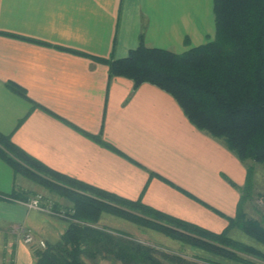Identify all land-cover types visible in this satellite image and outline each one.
<instances>
[{
    "label": "crops",
    "instance_id": "1",
    "mask_svg": "<svg viewBox=\"0 0 264 264\" xmlns=\"http://www.w3.org/2000/svg\"><path fill=\"white\" fill-rule=\"evenodd\" d=\"M215 32L214 0H0V133L56 171L221 232L238 214L248 165L170 93L111 77L91 57H125L141 37L180 53ZM39 193L56 211L69 205L0 157V264L35 263L23 229L45 242L65 230L27 206Z\"/></svg>",
    "mask_w": 264,
    "mask_h": 264
},
{
    "label": "trees",
    "instance_id": "2",
    "mask_svg": "<svg viewBox=\"0 0 264 264\" xmlns=\"http://www.w3.org/2000/svg\"><path fill=\"white\" fill-rule=\"evenodd\" d=\"M214 12V38L184 52L149 47L141 37L140 44L125 57H91L107 64L111 77H127L136 87L151 83L170 93L198 129L224 139L248 165L236 217L228 218L229 225L223 231H211L154 209L141 199H127L56 171L0 133V157L15 173L69 203L67 217H59L67 223L65 230L45 247L35 246L34 264H103L105 260L121 264H228L198 255L192 261L161 245L141 242L101 225L106 214L223 259L257 264L240 256L243 253L264 260L262 250L230 236L232 229L239 228L264 244V222L249 217L246 211L247 203L254 199V165L264 167V0H214ZM8 86L26 96L21 86Z\"/></svg>",
    "mask_w": 264,
    "mask_h": 264
},
{
    "label": "rangeland",
    "instance_id": "3",
    "mask_svg": "<svg viewBox=\"0 0 264 264\" xmlns=\"http://www.w3.org/2000/svg\"><path fill=\"white\" fill-rule=\"evenodd\" d=\"M254 166L256 170L255 177H253V181L255 182V183L253 182L254 183V188H253L254 199L250 200L247 203L246 211L249 217L255 218L259 221L264 222V167L260 164H255ZM63 209L66 210L65 208ZM100 224L103 226H107L108 228H111V229L125 232L129 234L130 236L141 240V242L161 245V247L166 248L170 250L171 252L182 253L185 256H187L189 260H192V261H195L193 257L198 255L199 257H208V258L222 261L228 264H243L240 262L238 263L235 261L223 259L221 257L206 253L198 248H194L188 244H184L183 242L172 239L161 232L147 228L143 225L137 224L135 222H132L120 216H115L113 214H106ZM230 236H232L236 240L253 245L264 252L263 243L257 242L256 240L251 238L249 235H247L244 231H242L239 228L232 229L230 231ZM240 256L248 259L249 261L253 263L264 264V260L258 259L254 256L246 255L243 253H241ZM102 263L103 264H121L120 262L111 261V260H105Z\"/></svg>",
    "mask_w": 264,
    "mask_h": 264
},
{
    "label": "built area",
    "instance_id": "4",
    "mask_svg": "<svg viewBox=\"0 0 264 264\" xmlns=\"http://www.w3.org/2000/svg\"><path fill=\"white\" fill-rule=\"evenodd\" d=\"M44 198L45 197L43 193H39L27 203V206L31 209L40 210L58 217H63V218L67 217L66 211L64 209L60 211H56L55 209H53L52 201H48L46 206L42 205V201L44 200ZM22 231L24 234V241L26 243L34 244L35 246L38 247H45L46 242L43 240H37L31 230L23 229Z\"/></svg>",
    "mask_w": 264,
    "mask_h": 264
}]
</instances>
